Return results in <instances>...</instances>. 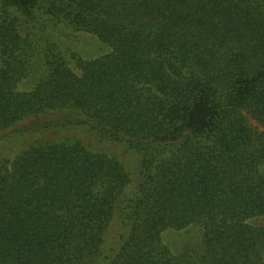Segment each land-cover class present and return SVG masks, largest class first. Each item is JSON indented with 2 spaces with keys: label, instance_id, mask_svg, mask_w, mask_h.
I'll return each instance as SVG.
<instances>
[{
  "label": "trees",
  "instance_id": "1",
  "mask_svg": "<svg viewBox=\"0 0 264 264\" xmlns=\"http://www.w3.org/2000/svg\"><path fill=\"white\" fill-rule=\"evenodd\" d=\"M59 23L108 51L75 72ZM25 117L0 264H264V0H0V131Z\"/></svg>",
  "mask_w": 264,
  "mask_h": 264
},
{
  "label": "rangeland",
  "instance_id": "2",
  "mask_svg": "<svg viewBox=\"0 0 264 264\" xmlns=\"http://www.w3.org/2000/svg\"><path fill=\"white\" fill-rule=\"evenodd\" d=\"M49 26V30L52 28ZM30 29H34L30 27ZM48 32V31H47ZM45 34V38L42 41V44L46 43L50 40H56V35H62L61 42H65L63 45L65 61L68 65L77 72V62L80 59L88 60L95 57H98L108 51V47L99 41L96 37H94L90 33H86L83 31H76L70 27H65L62 23H59L58 26L54 27L53 34L47 33ZM44 49V46L42 47ZM33 118L25 117L22 120L12 124V126L1 130L0 131V143H4L9 139V137L14 136L16 130L26 131L25 129L31 128V124L34 123ZM43 137L41 132L35 133L33 135V131L30 130L26 133L25 141L27 140H35L37 138ZM86 139V138H85ZM88 139V138H87ZM86 139V140H87ZM23 148V144L17 143L15 147L12 149V152L8 153V151H4V155L8 156V159L11 160L17 153H19ZM3 150L0 148V151ZM101 150V149H100ZM109 154L118 153V151H114L112 148L105 149ZM104 150V151H105ZM103 151V150H102ZM124 159L130 162H134L133 158L130 155L124 154ZM131 186L129 187V191ZM113 225L114 223L108 228L105 236L104 242L102 244V255L103 256H110L109 247L112 241V233H113ZM200 238V231L197 227H187L182 230H175V229H167L161 234V240L163 243L169 245L173 250L180 249L184 246H191L198 242Z\"/></svg>",
  "mask_w": 264,
  "mask_h": 264
}]
</instances>
